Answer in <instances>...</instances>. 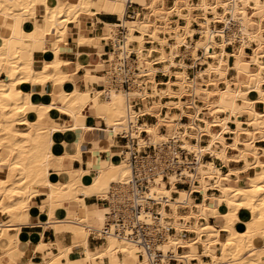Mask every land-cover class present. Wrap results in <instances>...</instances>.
<instances>
[{
  "label": "bare ground",
  "instance_id": "6f19581e",
  "mask_svg": "<svg viewBox=\"0 0 264 264\" xmlns=\"http://www.w3.org/2000/svg\"><path fill=\"white\" fill-rule=\"evenodd\" d=\"M131 1L143 7L136 19L125 17V0H0V212L9 218L7 223L0 220L4 254L10 255L12 245L22 248V226L35 223L38 212L44 210L55 220L53 205L59 204L69 212L61 226L71 231L72 246H82L89 262L151 264L137 243L102 233L108 207L97 204L89 210L85 202L86 197H108L113 182H129L124 144L111 140L106 161L90 157L87 170L71 167L73 159L83 161L82 138L76 140L75 154L59 153L56 145L58 134H76L88 114L103 120L112 135L126 130L130 121L152 115L154 122L145 120L140 126L148 132L139 137L140 144L158 148L180 141L193 156H210L190 174L198 183L189 189L176 186L175 174L167 181L157 178L152 186L156 197L171 199L178 193L169 208L165 203L160 208L176 229L161 249L183 251L178 262L164 264H264V147L257 145L264 141V0ZM108 9L127 28L131 51L145 76L125 91L112 88L105 72L100 88L81 91L76 78L80 64L76 61L74 72L65 69L70 64L63 57L71 50L68 36L101 53L119 25L105 22L95 36L84 33L82 23L87 26L89 18ZM73 24L76 29L70 31ZM108 53L113 58L115 49ZM37 59L42 69L35 68ZM104 63L96 67L103 70ZM82 79L88 85V73ZM66 81L75 83L73 91L62 90ZM49 82L53 88L44 104L34 103L33 95L19 87ZM19 113L26 116L17 118ZM60 113L68 114L73 124L66 126ZM239 161L243 166H229ZM93 170L92 182L84 185L81 176ZM209 189L219 193L209 194ZM39 195L45 199L36 204ZM241 211L249 218L243 219ZM210 217H221L222 223L216 227ZM188 231L195 236L187 237ZM90 236L105 238L95 253L89 251ZM68 249L59 248L38 264H65ZM2 258L0 264H9Z\"/></svg>",
  "mask_w": 264,
  "mask_h": 264
},
{
  "label": "built area",
  "instance_id": "2783aa9c",
  "mask_svg": "<svg viewBox=\"0 0 264 264\" xmlns=\"http://www.w3.org/2000/svg\"><path fill=\"white\" fill-rule=\"evenodd\" d=\"M125 2L127 7L125 17L136 19L142 13L143 7L131 0ZM115 16L119 26L114 37L110 39V49H115V54L113 58L109 53L106 54L105 62L108 64L106 73L112 88L127 91L135 80L142 79L145 75H141L136 52L131 51L133 42L128 41L127 28L119 21L118 16ZM137 107L138 105L135 106ZM145 116L147 115L140 116L135 123L130 121L128 128L116 136L123 140L125 151L129 154L127 158L125 154H122V157L131 168V177L125 185L113 182L108 197L99 199L109 208L102 233L104 235L114 233L137 243L147 254L151 264L178 262L183 247L167 252L161 249L176 229L169 224V218L160 210L164 203L165 208H169L168 202L174 200L178 193L173 192L171 199L156 197L155 193H152V186L157 178L161 177L167 181L169 174H175L178 178L176 186L189 189L192 182L198 183L190 174L196 172L200 161L210 156L206 154L199 159L184 149L180 141L169 142L158 148L152 144H140L139 137L143 139L148 134L144 128H140L145 123ZM179 210H183V207L180 206Z\"/></svg>",
  "mask_w": 264,
  "mask_h": 264
},
{
  "label": "crops",
  "instance_id": "0c3cea01",
  "mask_svg": "<svg viewBox=\"0 0 264 264\" xmlns=\"http://www.w3.org/2000/svg\"><path fill=\"white\" fill-rule=\"evenodd\" d=\"M114 14L115 13L113 12L111 13V9H108L105 12L103 11L102 13L95 15L94 17H92V19L89 18L87 20V26L85 22L82 23L83 32L90 35H95V36L98 35L99 30L103 28V23L105 22L118 23L116 22L117 17ZM98 18H100L102 22L97 20ZM3 20H1L0 18V29ZM75 29L76 27L74 26V24L70 25V31H75ZM68 38H69V46L71 47V50L69 52L67 51L63 55V57L69 60L70 64H68L65 67V69L69 72H74L76 70V61H77L81 66L80 69L77 71V76H76V78L79 80V89L81 91H84L87 88L90 89L100 88L101 85L100 77L103 75V73L107 71L108 64L104 63L105 65L103 67V70L98 69L96 66L102 61H105L106 54L109 52L110 49V44L104 48L102 47L101 53H97L96 51H92L90 45L77 43L74 40L73 36L70 37V34ZM75 53L77 56H75ZM41 64H43V62L40 59H37L35 61V68L42 69L43 65ZM86 73H88L89 76L88 85L82 79V77ZM2 76H5V73H3ZM51 86L52 85L50 82L42 85H32V84L19 85L21 89H24L25 91L33 95L34 98L33 102L37 104L38 103L44 104L48 102L49 92L53 88V86L52 87ZM74 89H75V83L73 81H66L62 85V90L65 92H70L73 91ZM25 116H26L25 114H21L20 117L23 118ZM59 117L64 121V124L66 126H71L73 124V122L71 121L72 119L68 114L60 113ZM144 119L149 122L150 120L155 118L152 115L151 116L147 115L144 117ZM24 127L25 126L23 125L22 128ZM75 133L76 134L74 135L58 134L57 145H56V151L59 153L64 152L65 154L68 155L75 154L77 153V149H78L76 140L82 138L79 148L83 152L84 158L83 161L79 159H73L71 161V167L73 169H79L81 167L87 170L88 160L90 159V157L93 158L94 161L96 159V161L99 163L105 162L106 159L109 157L108 147L111 140L115 141L119 145L123 144V140L116 137L117 134L112 135L106 132V124L103 120L101 121L99 117L94 116L92 114H88L83 119L81 125L78 126V129ZM65 139H69V141L67 144H64L62 146V142ZM257 145L259 146V148L264 147V141L262 140L257 141ZM234 152L235 151L232 150L229 151L230 154ZM65 161L69 162V159H65ZM243 164H244L243 161L230 162L229 166L232 168H239L243 166ZM225 170L226 168L223 169V171ZM92 172H94V170L84 173L81 176L82 177L81 182L84 185H89L92 182L93 179ZM62 178L64 179L65 177ZM214 192L219 193V191H215L213 189L208 190L209 194H212ZM195 196L201 197L202 194L200 192H195ZM44 199H45L44 195H39L36 198H34L33 201L36 204L37 203L41 204L44 201ZM85 202L89 210H95L97 208V204L99 206H106L105 202L100 201L97 198V196L86 197ZM53 210L54 213L56 212L55 220H49L46 211L44 212L43 210L36 214L37 215L36 218L34 217L33 221L35 223H33L32 225L29 224L22 226V230H21L22 233L20 235V238L22 237L21 239L22 241H24V243L22 244V248L16 245H12L11 253L10 255H7L4 254L5 248L0 246V257H3L2 259L5 263L38 264L42 262L43 259L48 258L50 253H54V254L59 253V248H69L67 251V257L62 258V262L65 264H98L99 263L97 259H92L91 262H89L84 252V248L82 246L79 245L72 246L74 243H73V235L71 231L61 226V224L64 223L63 221L67 220L65 216L69 212L63 210V207L59 204H54ZM74 210H75L74 208H71V211ZM240 215L243 219L249 218V214L245 213L244 211H241ZM204 221L205 220L202 219L200 222L202 223ZM210 221L218 226L222 223V218L221 217L210 218ZM186 236L193 237L195 236V233L188 231L186 232ZM262 240L264 241V237H262ZM88 242H89L90 253H95L100 249V246L104 243V240H99L97 236H90ZM76 243H78V239H76ZM187 250L188 248L184 249V251ZM198 251L199 252L202 251L201 245L198 246ZM202 258L204 261H208L210 259L208 256L207 257L202 256ZM12 259L14 260L13 262ZM194 261L195 262L192 263L194 264L198 263L197 260Z\"/></svg>",
  "mask_w": 264,
  "mask_h": 264
},
{
  "label": "rangeland",
  "instance_id": "374dc122",
  "mask_svg": "<svg viewBox=\"0 0 264 264\" xmlns=\"http://www.w3.org/2000/svg\"><path fill=\"white\" fill-rule=\"evenodd\" d=\"M170 3H171V0H169V4H170ZM0 18H1V20H3V16H0ZM219 26H221V25H219ZM196 37H197V36H196ZM248 51H249V49H248ZM178 59H180V58H178ZM185 60H186V62L189 63V64H192V63H193V61L190 60L189 57H186ZM200 67H202V65H198L196 68L199 69ZM189 71L192 72L191 69H189ZM159 75H162V74H159ZM159 79L162 80V79H164V77L160 76ZM101 97L103 98V96H101ZM185 98L187 99V98H189V96H185ZM166 100H167V99H165L164 101H166ZM164 111H165V110H164ZM174 111H176V110H174ZM176 112H178V111H176ZM21 114H24V113H19V115H18L17 118H21V117H20ZM215 118H219V117L217 116V117H215ZM154 120H155V119H152V120H150L149 122H153ZM182 120H183V121H186L187 118H183ZM22 126H23V125H19V127H21V128H22ZM243 126H244V127H247L246 124H244ZM210 218H213V217H210ZM210 218H209V222L212 223V222L210 221ZM0 220H5L6 223L9 222V218H8L5 214H1V212H0ZM212 224H213L214 226L218 227V226L215 225L214 223H212ZM208 261H210V259H209Z\"/></svg>",
  "mask_w": 264,
  "mask_h": 264
}]
</instances>
